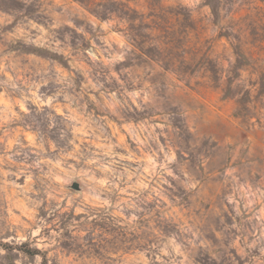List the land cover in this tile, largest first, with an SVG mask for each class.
Here are the masks:
<instances>
[{"label":"rangeland","instance_id":"obj_1","mask_svg":"<svg viewBox=\"0 0 264 264\" xmlns=\"http://www.w3.org/2000/svg\"><path fill=\"white\" fill-rule=\"evenodd\" d=\"M0 264H264V0H0Z\"/></svg>","mask_w":264,"mask_h":264},{"label":"trees","instance_id":"obj_2","mask_svg":"<svg viewBox=\"0 0 264 264\" xmlns=\"http://www.w3.org/2000/svg\"><path fill=\"white\" fill-rule=\"evenodd\" d=\"M27 51L28 52H32V53H36V54H40V55L41 54H48V56H50L52 59L57 60V61H59L62 64H65L64 57L58 55L57 53L45 51L44 49H41V48H38V47H33L32 49H27ZM26 252H28L30 254L31 253L32 254H39L40 253V251H38V249H34L32 251H30V249H29Z\"/></svg>","mask_w":264,"mask_h":264},{"label":"water","instance_id":"obj_3","mask_svg":"<svg viewBox=\"0 0 264 264\" xmlns=\"http://www.w3.org/2000/svg\"><path fill=\"white\" fill-rule=\"evenodd\" d=\"M72 188L76 189V190H80L82 187H81V184L78 182V181H74L71 185Z\"/></svg>","mask_w":264,"mask_h":264}]
</instances>
